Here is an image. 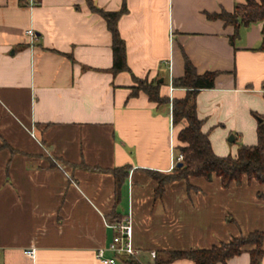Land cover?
Returning a JSON list of instances; mask_svg holds the SVG:
<instances>
[{
  "label": "crops",
  "instance_id": "obj_1",
  "mask_svg": "<svg viewBox=\"0 0 264 264\" xmlns=\"http://www.w3.org/2000/svg\"><path fill=\"white\" fill-rule=\"evenodd\" d=\"M246 1L91 0L107 12L126 3L118 30L131 73L114 75L112 33L87 0H0V264H101L95 253L111 242L114 218H130L140 264L264 232V185L247 177L227 189L218 177L190 178L156 197L147 171L168 174L180 163L184 125L174 126L171 103L131 97L135 76L183 99L173 81L188 57L199 75L217 73L196 98L214 152L257 145L263 23L241 27L232 43L234 26L208 18ZM123 167L118 197L115 177L100 170ZM250 249L226 264H252Z\"/></svg>",
  "mask_w": 264,
  "mask_h": 264
},
{
  "label": "trees",
  "instance_id": "obj_2",
  "mask_svg": "<svg viewBox=\"0 0 264 264\" xmlns=\"http://www.w3.org/2000/svg\"><path fill=\"white\" fill-rule=\"evenodd\" d=\"M87 1L91 10L100 14L106 20L112 33L113 74L131 73L126 56V43L118 30V21L127 12L126 3L124 2L122 10L119 12H107L94 6L91 0ZM208 18L212 20L219 19L227 25L234 26L235 33L231 37L232 43L238 37L241 27L263 23V39L257 50L264 52V0H247L244 4L236 5L231 13L223 11L217 14H209ZM216 76L217 73L215 72L199 75L191 60L185 57V74L182 78L173 81V87L185 89L186 96L183 99L173 100L161 94V84L159 82H148L133 76L136 86L132 88L131 97L143 92L149 97L151 102L159 105L171 103L174 126L184 125L178 135L180 146L177 148L180 155L183 156L182 167L176 166L168 174L147 171L149 177L158 184L155 191L156 197H161L164 194L167 184L177 181L189 183L190 178H202L212 181L214 177H218L226 189L232 183H242L244 177L264 185V116L259 118L257 145L240 146L236 156H218L213 150L209 135L202 130L203 121L199 119L197 113V94L201 90L214 88ZM100 171L112 174L115 177L117 196L119 197L121 187L129 175V167ZM113 215L115 216V214ZM115 221L119 223L118 219L114 218L111 220V222ZM263 244L264 232L255 231L247 236L234 237L229 242L215 245L210 249L170 252L167 259H158L155 264H163L178 259H189L196 264H226L230 259L241 255L248 248H251L249 253L252 264H260L261 257L264 255Z\"/></svg>",
  "mask_w": 264,
  "mask_h": 264
},
{
  "label": "built area",
  "instance_id": "obj_3",
  "mask_svg": "<svg viewBox=\"0 0 264 264\" xmlns=\"http://www.w3.org/2000/svg\"><path fill=\"white\" fill-rule=\"evenodd\" d=\"M27 35L34 39V30H28ZM177 160L178 162H181L183 160V156L179 155ZM110 227L114 229L113 238L107 246L96 250V259L101 264H140L144 252L140 248L136 247L133 242V227L130 218H126L119 223L111 225ZM26 255L34 258L36 250H27ZM150 256L152 259H156L157 253L151 252Z\"/></svg>",
  "mask_w": 264,
  "mask_h": 264
},
{
  "label": "water",
  "instance_id": "obj_4",
  "mask_svg": "<svg viewBox=\"0 0 264 264\" xmlns=\"http://www.w3.org/2000/svg\"><path fill=\"white\" fill-rule=\"evenodd\" d=\"M161 82H162V80H161ZM228 141H229V142H234V141H235V135L232 134V135L230 136V138L228 139ZM182 165H183V163L180 162V163L177 165V167H182Z\"/></svg>",
  "mask_w": 264,
  "mask_h": 264
},
{
  "label": "rangeland",
  "instance_id": "obj_5",
  "mask_svg": "<svg viewBox=\"0 0 264 264\" xmlns=\"http://www.w3.org/2000/svg\"><path fill=\"white\" fill-rule=\"evenodd\" d=\"M233 146H237V144L236 143H234V144H232Z\"/></svg>",
  "mask_w": 264,
  "mask_h": 264
}]
</instances>
